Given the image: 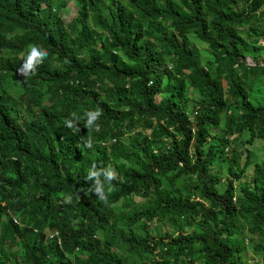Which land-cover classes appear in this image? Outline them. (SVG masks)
Here are the masks:
<instances>
[{
	"label": "trees",
	"instance_id": "16d2710c",
	"mask_svg": "<svg viewBox=\"0 0 264 264\" xmlns=\"http://www.w3.org/2000/svg\"><path fill=\"white\" fill-rule=\"evenodd\" d=\"M74 1L67 24L66 0H0V264H254L264 161L236 193L231 147L264 142V43L243 31L264 33V0Z\"/></svg>",
	"mask_w": 264,
	"mask_h": 264
},
{
	"label": "rangeland",
	"instance_id": "374dc122",
	"mask_svg": "<svg viewBox=\"0 0 264 264\" xmlns=\"http://www.w3.org/2000/svg\"><path fill=\"white\" fill-rule=\"evenodd\" d=\"M54 1H57V0H54ZM66 1L67 3L65 4V6H63L59 11V16L63 23L68 24L70 23L71 19H73L76 16L77 4L74 0H66ZM239 29L241 30V28ZM243 31H246L247 38L254 37V38H257L260 42L264 43V33H261L260 35L255 36L252 34V30L247 29V27H244ZM186 37H187L188 43L197 49L198 54H199L200 64H202L205 59L211 58V55H210V52H209V49L206 43L200 41L193 33L187 34ZM23 55L29 61H31V59L33 58V55L31 54V47H28L23 53ZM240 60L244 62L247 61L249 64L253 62L249 58L240 59ZM258 61L262 62L260 59ZM247 89H248V95H249L250 102L253 105L261 104L264 99V78L261 76H255L254 78H251L249 81H247ZM190 97H192L191 92H190ZM44 98H45V95L42 96L41 100H44ZM26 113L27 112L24 111V115ZM150 131H152V129ZM140 132L143 135H147L149 133V130H140ZM222 132H223V127L221 125H219L218 128L216 129L210 130L211 135H214V136ZM247 137H248V132L243 131L239 136V141L235 142L234 147H233V142H232L231 148L233 149L235 155L237 156L236 166L237 167L242 166L244 159H245V154L249 156V160L251 162V164L247 165L246 168L244 169L242 176L239 179L233 181V185L235 187L236 193H237V190L241 188L242 186H247L248 188L247 193L251 194L250 184H251V174H252V167H253L252 163L264 161V142L261 139L254 138L250 144H247L246 143ZM123 140L125 141L126 138H123ZM228 155H229V150L226 151L225 157H227ZM226 165L227 164L225 160L217 161L215 163L218 175L221 177V181H222L221 184H224V180L227 178ZM222 187L223 185L219 186V188H222ZM143 201H144L143 198H140L135 195H128L123 200L120 199L119 201H117L116 204L117 205L122 204L124 209L127 210L128 208L136 207L137 205L141 204ZM155 225L156 223L154 222L147 224V228L152 234L156 233L157 228ZM160 231H162V229H160ZM240 236H242L243 243L245 244V250L242 252L243 259L249 263L260 264V258L258 257V254L252 252V250L250 249V244L256 241H259L264 244V234L260 235V234H257L256 232L247 233L244 229H241ZM249 238H251V242L248 241ZM68 251L69 252L72 251V248L70 247Z\"/></svg>",
	"mask_w": 264,
	"mask_h": 264
},
{
	"label": "built area",
	"instance_id": "2783aa9c",
	"mask_svg": "<svg viewBox=\"0 0 264 264\" xmlns=\"http://www.w3.org/2000/svg\"><path fill=\"white\" fill-rule=\"evenodd\" d=\"M248 59V58H247ZM246 64H249L247 61L245 62ZM254 64V62H252L251 64H249V65H253Z\"/></svg>",
	"mask_w": 264,
	"mask_h": 264
},
{
	"label": "clouds",
	"instance_id": "9594fccd",
	"mask_svg": "<svg viewBox=\"0 0 264 264\" xmlns=\"http://www.w3.org/2000/svg\"><path fill=\"white\" fill-rule=\"evenodd\" d=\"M245 58H249V57H245ZM245 58H243V59H245ZM250 59V58H249ZM246 64V63H245ZM247 65H249V64H247ZM98 114H100L99 112H97ZM69 123V122H68ZM69 126H71V125H69Z\"/></svg>",
	"mask_w": 264,
	"mask_h": 264
}]
</instances>
